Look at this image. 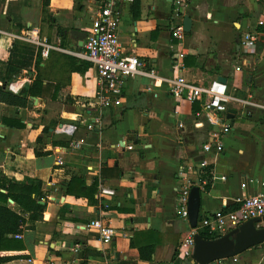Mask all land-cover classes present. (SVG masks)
Wrapping results in <instances>:
<instances>
[{
  "label": "crops",
  "instance_id": "obj_1",
  "mask_svg": "<svg viewBox=\"0 0 264 264\" xmlns=\"http://www.w3.org/2000/svg\"><path fill=\"white\" fill-rule=\"evenodd\" d=\"M107 1L50 0L44 13L41 0H0V76L12 75L8 90L15 95L25 97L27 86L35 92L24 106L0 102V173L37 179L45 194L43 219L22 227L15 238L23 249L0 253L11 256L0 264H196L179 253L191 228L178 211L179 187L188 181L199 187V219L264 191V0H190L178 10L173 0H140L137 17L132 0H112L122 53L139 57L156 77H128L120 105L101 108L96 69L74 68L87 62L76 53ZM184 15L190 30L177 40L172 31L183 27ZM30 30L52 46L47 56L20 38ZM15 41L32 47L31 66L9 73L10 53L21 58L12 51ZM178 76L198 86L226 80L227 110L215 114L230 125L227 133L196 116L208 95L192 103L169 93L167 79ZM62 123H76L77 130L60 133ZM72 176L86 186L96 181L95 204L66 193ZM99 186L114 194H101ZM94 219L112 228L109 243L86 227ZM209 264H264V242Z\"/></svg>",
  "mask_w": 264,
  "mask_h": 264
},
{
  "label": "built area",
  "instance_id": "obj_2",
  "mask_svg": "<svg viewBox=\"0 0 264 264\" xmlns=\"http://www.w3.org/2000/svg\"><path fill=\"white\" fill-rule=\"evenodd\" d=\"M190 0H173L174 5L181 8ZM178 12V11H177ZM120 22V11L117 4L109 0L104 3L97 11L90 28L87 30L83 51L76 53L79 57L86 60L96 69L99 93L97 96L98 103L101 108L118 106L121 103L122 89L125 80L136 74H143L151 78H155L153 70L147 71L144 68V62L135 55H124L121 51L117 29ZM182 26L173 29L172 35L177 40L183 37ZM248 40L252 42L255 38L247 35ZM26 42L34 43L41 46V53L47 56L52 46L38 38L35 30H30L27 34L20 37ZM176 68L183 67V53L179 52L175 62ZM169 82V93L175 99H188L195 102L203 95H208L210 99L205 103L203 110L197 112L196 116L205 118L212 124L220 125V130L224 133L229 131L230 125H225L217 117V112H226L227 103L230 100L227 91V84L212 80L206 86H198L188 82L184 77L178 76L173 79H167ZM89 129L94 127V123L87 124ZM77 130L76 123H62L57 127V131L66 135H73ZM216 137L217 133L213 132L212 137ZM209 145L204 146V150H208ZM58 164H62L61 160H57ZM191 183L185 182L178 189V211L182 218L188 219L187 202ZM101 194H114L113 190L99 186ZM236 206L233 209H220L211 215L203 216L199 219L195 228L184 237L180 244L179 253L182 258L192 259V250L194 246V234L199 229L207 230L211 233L223 235L228 231L238 227L243 222L253 217L264 216V191L236 199ZM86 227H94L99 231L100 240L103 243H109L112 238V228L105 224L101 219H94L86 224ZM16 237L19 234L15 235Z\"/></svg>",
  "mask_w": 264,
  "mask_h": 264
},
{
  "label": "trees",
  "instance_id": "obj_3",
  "mask_svg": "<svg viewBox=\"0 0 264 264\" xmlns=\"http://www.w3.org/2000/svg\"><path fill=\"white\" fill-rule=\"evenodd\" d=\"M42 10L44 13H48V6L50 0H41ZM140 6V0H132V9L134 10V17L138 16V9ZM260 30L264 31V27H260ZM19 53L21 58L14 59L13 53H10V57L6 62L8 72H18L22 68H30L31 66V54L33 49L30 45L15 41L12 45V51ZM40 61V50L36 53L35 65L38 66ZM80 67L74 69L78 72H85L90 66L89 62L80 63ZM12 76V75H10ZM9 75L4 77L0 76L2 84L0 85V102L14 105L24 106L27 102L29 95L35 94L31 86L24 87L22 93L25 97L15 95L8 90V82L11 79ZM37 84V80L33 85ZM4 124L10 126L20 127L21 123L15 120L2 119ZM15 121V122H13ZM53 126V125H52ZM62 143H60L61 145ZM96 181H93L90 186H86L83 178L79 176H72L66 184V193L74 196H86L88 201L92 204L96 203V199L93 198L94 193L97 191ZM4 190V192L2 191ZM45 198V194L41 191V182L37 179L26 178L24 180L8 179L2 176L0 173V253L8 250H21L24 245L22 242L15 238L16 234H19L22 227L32 228L36 221L43 219L45 211V204H41L40 201ZM8 199H11L22 211V214H27L25 218L19 213L14 212L8 207ZM199 234L204 239H215L220 237V234L211 233L207 230L199 231ZM142 257L143 253L140 254ZM22 256V255H21ZM11 256H0V263L4 260L10 259Z\"/></svg>",
  "mask_w": 264,
  "mask_h": 264
},
{
  "label": "water",
  "instance_id": "obj_4",
  "mask_svg": "<svg viewBox=\"0 0 264 264\" xmlns=\"http://www.w3.org/2000/svg\"><path fill=\"white\" fill-rule=\"evenodd\" d=\"M183 31L188 32L191 19L188 15L183 18ZM76 33H79L76 31ZM85 35V33H83ZM77 39L80 40V37ZM81 45V43H79ZM218 81L226 83L222 77ZM43 204V201L40 202ZM200 190L198 186H191L188 194L187 217L191 228H195L199 221ZM264 222L263 217H253L238 227L228 231L215 239H204L199 233H195L192 260L196 264H209L216 260L233 258L255 245L264 242V226L258 224Z\"/></svg>",
  "mask_w": 264,
  "mask_h": 264
}]
</instances>
